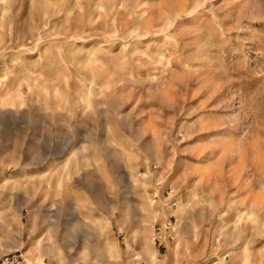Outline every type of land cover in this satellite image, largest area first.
I'll use <instances>...</instances> for the list:
<instances>
[{"label":"rangeland","instance_id":"374dc122","mask_svg":"<svg viewBox=\"0 0 264 264\" xmlns=\"http://www.w3.org/2000/svg\"><path fill=\"white\" fill-rule=\"evenodd\" d=\"M158 179L191 264H264V0H0V257L153 264Z\"/></svg>","mask_w":264,"mask_h":264},{"label":"built area","instance_id":"2783aa9c","mask_svg":"<svg viewBox=\"0 0 264 264\" xmlns=\"http://www.w3.org/2000/svg\"><path fill=\"white\" fill-rule=\"evenodd\" d=\"M158 168V165H154ZM150 204L154 210V224L152 241L157 247L158 255L155 257L153 264H163L160 256L162 252L168 249L169 245L175 242L181 227V218L179 213L180 196L176 188L167 185L165 180L158 179L150 192ZM220 244L219 239L216 245ZM218 248V247H217ZM230 256L229 251H222L202 264H225L226 259ZM44 260V259H43ZM0 264H41L37 260L29 262V255L18 252L15 254L8 253L0 257ZM132 264H150L149 260L140 251H135L132 255Z\"/></svg>","mask_w":264,"mask_h":264},{"label":"crops","instance_id":"0c3cea01","mask_svg":"<svg viewBox=\"0 0 264 264\" xmlns=\"http://www.w3.org/2000/svg\"><path fill=\"white\" fill-rule=\"evenodd\" d=\"M55 182L54 181H51V184L49 185V187H52V184H54ZM54 187H56V185H53ZM58 186V185H57ZM181 231H184V228H183V226L180 228V232ZM45 235H43V236H41V238L40 239H38L37 240V238L36 239H34V243H30V242H28L27 243V245L29 246V247H50V245H51V247H53V245L54 244H50V242L48 241V239H44L45 237H44ZM36 237V236H35ZM43 240V241H42ZM41 242V243H40ZM41 244V245H40ZM172 244V243H171ZM19 245L21 246V247H23L25 244L24 243H19ZM26 246V245H25ZM178 248H179V250H181V251H184L183 252V257L182 256H179L178 258H179V260H180V258H183V260L180 262H176L175 261V258H174V256H173V252L175 251V249H177L178 250ZM189 248H191V247H189ZM182 249H185V250H187L186 249V247H173V244L172 245H169V247H168V249H166L165 251H164V253H167V252H169L170 253V257L167 259L168 261H167V263H169V264H173L174 263V261L176 262V263H174V264H191V252H190V254L188 255V252L187 251H185V250H182ZM136 251H139V250H136ZM172 251V252H171ZM187 252V253H186ZM177 258V259H178Z\"/></svg>","mask_w":264,"mask_h":264}]
</instances>
